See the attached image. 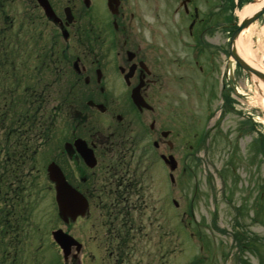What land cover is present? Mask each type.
<instances>
[{"label": "rangeland", "instance_id": "374dc122", "mask_svg": "<svg viewBox=\"0 0 264 264\" xmlns=\"http://www.w3.org/2000/svg\"><path fill=\"white\" fill-rule=\"evenodd\" d=\"M235 1L241 0H200L201 27L203 10L213 15L207 18L214 24L204 33V39L211 37L207 44L230 49L241 24L238 12L246 5L237 8ZM173 15L169 20H178L179 14ZM263 26L264 15L253 23L255 41H264ZM59 32L34 0H0V264H115L106 251L107 243L114 244L108 241L113 211L97 205L91 221L73 223L81 247L68 257L52 236L58 228L68 229L48 165L61 157L56 154L61 144L65 149L71 109L86 103L84 93L70 86L77 50L68 51ZM223 57L221 78L232 89L228 103L239 114H227L214 89L222 82L218 75L195 76L190 62L180 67L165 62L164 74L158 73L163 88L150 94L158 112L152 120L169 133L164 139L174 147L165 145L163 153L174 159V167L165 169L153 146L145 161L151 141L137 146L138 190L146 204L135 212L129 264H200L202 258L201 264H264V87H259L264 80L233 57L231 76L225 75ZM168 171L175 181L183 178L184 190L167 178ZM236 220L243 246L234 239ZM117 232L126 236L121 224Z\"/></svg>", "mask_w": 264, "mask_h": 264}, {"label": "flooded vegetation", "instance_id": "af4514ba", "mask_svg": "<svg viewBox=\"0 0 264 264\" xmlns=\"http://www.w3.org/2000/svg\"><path fill=\"white\" fill-rule=\"evenodd\" d=\"M34 1L62 31L59 34L66 49L77 50L71 58L75 61L76 79L72 78L70 86L86 98L85 104L70 107V132L66 135L65 149L61 144V150L56 153H61V157L50 160L62 169L68 184L79 193L84 204L81 215L67 218L66 231L72 234V225L78 220L91 221L96 216L97 205L108 214L113 211L108 230L112 235L108 241L114 244L107 243L106 251L110 261L114 257L115 264H129L131 256L127 252L137 233L135 212L146 204V198L138 190L137 146L142 143L146 146L151 141L145 147V161L149 153L152 155L153 146L160 151L158 158L165 169L174 167V159L163 153L165 145L174 147L164 139L169 133L156 127V120H152L158 112L150 94L163 88L158 73L164 74L166 65L180 67L182 62H190L195 76L218 75L222 82H214V89L219 90L227 114H232V105L228 103L232 89L221 78L220 60L224 56L225 75L231 76L229 48L226 45L223 48L221 43L207 44L211 37L204 39V33L214 25L207 18L213 15L208 7L203 10L205 18L201 27L200 0H47L51 16L38 0ZM173 13V16L179 14L178 20H169ZM185 15L190 19L188 23ZM230 25L227 26L231 28ZM213 46H216L214 51ZM222 50L225 52L220 53ZM233 75L239 76L237 72ZM167 178L175 181L169 171ZM175 182L184 190L183 178L182 182ZM120 224L123 232L126 230L124 237L117 232Z\"/></svg>", "mask_w": 264, "mask_h": 264}, {"label": "bare ground", "instance_id": "6f19581e", "mask_svg": "<svg viewBox=\"0 0 264 264\" xmlns=\"http://www.w3.org/2000/svg\"><path fill=\"white\" fill-rule=\"evenodd\" d=\"M262 5H264V0H256V2L248 4L238 12L240 19L248 18ZM254 32L256 33V27H253V24L248 29L242 31L240 36L237 38V51L240 52L241 56H243L248 63L254 67H260L264 72V41L262 39L255 41ZM261 36L264 39V28L262 29ZM259 87L263 88L264 82L260 81ZM260 102L264 105L263 99H260Z\"/></svg>", "mask_w": 264, "mask_h": 264}, {"label": "water", "instance_id": "95a60500", "mask_svg": "<svg viewBox=\"0 0 264 264\" xmlns=\"http://www.w3.org/2000/svg\"><path fill=\"white\" fill-rule=\"evenodd\" d=\"M39 1H41V3L45 5L43 0H39ZM262 14H264V6L249 18L243 20V22L240 25V28L235 32V34L232 37L231 54L233 59L236 60L240 64V66L248 72V74H255L264 80V74L258 68H255L250 64L248 65V63L238 55V52L235 47V40L240 36L242 31L246 29L250 25V23L256 21ZM54 174L55 171H53V175ZM61 198L63 199L64 197L61 196Z\"/></svg>", "mask_w": 264, "mask_h": 264}, {"label": "snow or ice", "instance_id": "6c2138e0", "mask_svg": "<svg viewBox=\"0 0 264 264\" xmlns=\"http://www.w3.org/2000/svg\"><path fill=\"white\" fill-rule=\"evenodd\" d=\"M74 204V200L69 201V206L71 207Z\"/></svg>", "mask_w": 264, "mask_h": 264}]
</instances>
